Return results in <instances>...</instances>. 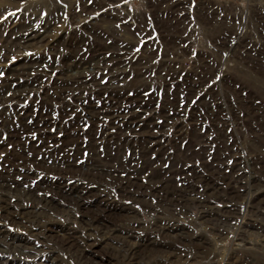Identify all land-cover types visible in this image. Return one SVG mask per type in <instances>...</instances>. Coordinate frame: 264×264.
Returning <instances> with one entry per match:
<instances>
[{
    "label": "rangeland",
    "instance_id": "rangeland-1",
    "mask_svg": "<svg viewBox=\"0 0 264 264\" xmlns=\"http://www.w3.org/2000/svg\"><path fill=\"white\" fill-rule=\"evenodd\" d=\"M233 262L264 264V0H0V264Z\"/></svg>",
    "mask_w": 264,
    "mask_h": 264
},
{
    "label": "bare ground",
    "instance_id": "bare-ground-1",
    "mask_svg": "<svg viewBox=\"0 0 264 264\" xmlns=\"http://www.w3.org/2000/svg\"><path fill=\"white\" fill-rule=\"evenodd\" d=\"M38 3V2H37ZM50 3H52V2H50ZM35 17V16H34ZM37 18V17H36ZM31 19V18H30ZM39 20V19H38ZM34 21V20H33ZM27 23V22H26ZM38 24H39V22H38ZM78 24V23H77ZM82 24V23H81ZM86 25V24H85ZM48 27V26H47ZM35 28V27H34ZM40 28V27H39ZM38 28V29H39ZM44 28V27H43ZM39 30H43V29H39ZM47 31V30H46ZM32 32H34L33 31V29H30V28H26V29H23L22 31H21V33L17 36V38L16 39H18L19 41H21V42H27V41H29V40H31V39H33V38H36V36H34V33H32ZM39 32V31H38ZM46 35H48V34H46ZM73 41V40H72ZM110 41V40H109ZM115 41V40H114ZM74 42V41H73ZM89 42V41H88ZM11 43V42H10ZM67 44V43H66ZM89 44V43H88ZM96 51V50H95ZM82 52V51H81ZM85 52V51H84ZM128 60V59H127ZM81 62V61H80ZM84 62V61H83ZM82 63V62H81ZM80 64V63H79ZM27 66V65H26ZM30 66V65H29ZM31 66H33L32 68L33 69H36L37 70V68H41V67H44L45 66V63L44 62H41L40 64H37V65H35V63L33 64V65H31ZM78 67V66H77ZM148 67V66H147ZM80 68V67H79ZM83 68V67H82ZM38 71V70H37ZM36 71V72H37ZM84 71V70H83ZM89 71V70H88ZM28 72V71H27ZM109 73V72H108ZM145 73V72H144ZM82 77V76H81ZM28 78V77H27ZM87 78V77H86ZM24 79V78H23ZM94 79V78H93ZM71 80H72V78H71ZM86 80V79H85ZM95 80H97V79H95ZM78 81V80H77ZM104 81V80H103ZM174 85V84H173ZM92 86V85H91ZM58 88V87H57ZM72 93V92H71ZM92 93V92H91ZM52 94V93H51ZM81 94V93H80ZM84 95V94H83ZM90 95V94H89ZM99 95H101V94H99ZM120 95V94H119ZM145 95V94H144ZM16 96V95H15ZM116 96V95H115ZM129 96V95H128ZM87 97V96H86ZM86 99H88V98H86ZM90 99V98H89ZM122 99V98H121ZM132 99V98H131ZM147 99V98H146ZM57 100V99H56ZM55 100V101H56ZM78 100V99H77ZM81 100V99H80ZM84 100V99H83ZM126 100V99H125ZM39 101V100H38ZM37 101V102H38ZM95 101H97V100H95ZM57 102V101H56ZM72 102V101H71ZM94 102V101H93ZM104 102V101H103ZM115 102V101H114ZM113 102V103H114ZM148 102V101H147ZM82 103V102H81ZM6 104V103H5ZM78 104V103H77ZM88 104V103H87ZM122 104H124V103H122ZM126 104V103H125ZM80 105V104H79ZM92 105V104H91ZM96 105V104H95ZM148 105V104H147ZM60 106V105H59ZM83 106V105H82ZM128 106V105H127ZM101 107V106H100ZM76 108V107H75ZM77 108H79V107H77ZM67 109V108H66ZM89 110V109H88ZM120 110V109H119ZM119 110H117V111H119ZM123 110V109H122ZM144 110V109H143ZM82 112V111H81ZM80 112V113H81ZM125 112V111H124ZM137 112V110L135 111V113ZM139 112V111H138ZM153 112V111H152ZM133 113V112H132ZM155 113V112H154ZM158 113V112H157ZM87 114V113H86ZM107 114V113H106ZM150 115H151V113H149ZM61 115H62V113H61ZM94 115V114H93ZM99 115V114H98ZM115 115V114H114ZM118 115V114H117ZM147 115V114H146ZM119 116V115H118ZM130 116V115H129ZM132 116V115H131ZM161 116V115H160ZM88 117V116H87ZM65 118V117H64ZM109 118V117H108ZM107 118V119H108ZM122 118H124V117H122ZM121 118V119H122ZM49 119V118H48ZM106 119V118H105ZM119 119V118H118ZM87 120V119H86ZM96 120V119H95ZM115 120H117V118L115 119ZM52 121V120H51ZM82 121V120H81ZM84 121V120H83ZM80 122V121H79ZM104 122H105V120H104ZM113 122V121H112ZM115 122V121H114ZM126 122V121H125ZM135 122H136V120H135ZM71 123V122H70ZM109 123H111L110 121H109ZM61 124H62V122H61ZM114 124V123H113ZM123 124V123H122ZM132 124V123H131ZM141 124V123H140ZM78 125V124H77ZM106 126V125H105ZM135 126V125H134ZM105 129V128H104ZM112 130V129H111ZM109 131V130H108ZM131 131V130H130ZM107 132V131H106ZM111 132V131H110ZM110 132H108V133H110ZM24 133V132H23ZM104 133H105V130H104ZM116 133V132H115ZM140 133V132H139ZM64 134V133H63ZM107 134V133H106ZM118 134V133H117ZM55 135V134H54ZM109 135H111V134H109ZM116 135V134H115ZM33 136V135H32ZM58 136V135H57ZM104 136V135H103ZM114 136V135H113ZM120 136V135H119ZM53 137V136H52ZM131 137V136H130ZM132 137H134L133 135H132ZM98 138V137H97ZM111 139V138H110ZM128 139V138H127ZM50 140V139H49ZM55 140V139H54ZM102 140H104V139H102ZM116 140V139H115ZM81 141V140H80ZM84 141V140H83ZM87 141V140H86ZM85 141V142H86ZM91 141V140H90ZM95 141V140H94ZM123 141V140H122ZM133 141V140H132ZM48 142V141H47ZM82 142V141H81ZM88 142V141H87ZM102 142V141H101ZM118 142V141H117ZM53 143H55V141L53 142ZM98 143V142H97ZM96 143V144H97ZM58 144V143H57ZM84 144V143H83ZM92 144V143H91ZM99 144V143H98ZM112 144V143H111ZM117 144V143H116ZM49 145V144H48ZM74 145V144H73ZM81 145V144H80ZM102 145V144H101ZM105 145V144H104ZM120 145V144H119ZM119 145H118V147H119ZM123 145V144H122ZM127 145V144H126ZM133 145V144H132ZM53 146V145H52ZM72 146V145H71ZM88 146V145H87ZM134 146V145H133ZM132 146V147H133ZM45 147V146H44ZM79 147V146H78ZM81 147V146H80ZM79 147V148H80ZM96 147V146H95ZM121 147V146H120ZM37 148V147H36ZM60 148V147H59ZM62 148V147H61ZM84 148V147H83ZM97 148H99V147H97ZM41 149V148H40ZM44 149V148H43ZM51 149V148H50ZM56 149V148H55ZM78 149V148H77ZM123 149V148H122ZM127 149V148H126ZM148 149V148H147ZM60 150V149H59ZM58 150V151H59ZM97 150V149H96ZM125 150V149H124ZM132 150V149H131ZM45 151V150H44ZM130 152V151H129ZM132 152V151H131ZM95 153V152H94ZM125 153V152H124ZM126 153H127V151H126ZM52 154V153H51ZM46 155V154H45ZM95 155V154H94ZM57 156V155H56ZM55 156V157H56ZM35 158V157H34ZM129 158V157H128ZM158 158V157H157ZM156 158V159H157ZM43 159H44V157H43ZM61 159V158H60ZM66 159V158H65ZM65 159H64V161H65ZM68 159V158H67ZM37 160V159H36ZM62 160V159H61ZM79 160V159H78ZM85 160V159H84ZM88 160V159H87ZM134 160V159H133ZM58 161V160H57ZM108 161V160H107ZM67 162V161H66ZM63 163V162H62ZM74 163V162H73ZM60 164V163H59ZM92 164V163H91ZM102 164V163H101ZM132 164V163H131ZM67 165H69V164H67ZM74 165V164H73ZM84 165V164H83ZM107 165V164H106ZM241 166V165H240ZM79 167V166H78ZM25 168V167H24ZM69 168V167H68ZM73 168V167H72ZM75 168V167H74ZM82 168V167H81ZM89 168V167H88ZM102 168H104V167H102ZM101 168V169H102ZM109 168V167H108ZM19 169V168H18ZM77 169V168H76ZM118 169V168H117ZM124 169V168H123ZM92 170V169H91ZM113 170H114V167H113ZM112 171V170H111ZM123 171H125V170H123ZM128 171V170H127ZM126 171V172H127ZM16 172V171H15ZM19 172H21V171H19ZM54 172V171H53ZM57 172V171H56ZM117 173V172H116ZM120 173V172H119ZM122 173V172H121ZM131 173V172H130ZM163 173H165V172H163ZM95 174V173H94ZM125 174V173H124ZM127 174V173H126ZM132 174V173H131ZM97 175V174H96ZM121 175H123V174H121ZM130 175V174H129ZM134 175V174H133ZM165 175H166V173H165ZM178 175V174H177ZM48 176H49V174H48ZM52 176V175H51ZM116 176V175H115ZM26 177V176H25ZM40 177V176H39ZM55 177V176H54ZM23 178V177H22ZM71 178V177H70ZM122 178V177H121ZM129 178V177H128ZM219 178V177H218ZM60 179V178H59ZM66 180V179H65ZM68 180V179H67ZM125 180V179H124ZM120 181V180H119ZM128 181V180H127ZM126 181V182H127ZM238 181V180H237ZM66 182V181H65ZM84 182V181H83ZM91 182H93V181H91ZM90 181H89V183H91ZM97 183V182H96ZM79 184V183H78ZM94 184V183H93ZM184 184V183H183ZM202 184V183H201ZM82 185V184H81ZM86 185V184H85ZM97 185H99V183L97 184ZM126 185V184H125ZM150 185V184H149ZM194 185V184H193ZM84 186V185H83ZM87 186V185H86ZM130 186V185H129ZM187 186V185H186ZM209 186V185H208ZM154 187V186H153ZM230 187V186H229ZM68 188V187H67ZM82 188V187H81ZM65 189V188H64ZM131 189V188H130ZM183 189V188H182ZM189 189V188H188ZM219 189V188H218ZM69 190V189H68ZM123 190V189H122ZM129 191V190H128ZM131 191V190H130ZM80 192V191H79ZM87 192V191H86ZM232 192V191H231ZM129 193V192H128ZM130 194V193H129ZM140 194V193H139ZM142 194V193H141ZM152 194V193H151ZM132 195V194H131ZM154 195V194H153ZM142 196V195H141ZM140 196V197H141ZM146 196V195H145ZM152 196V195H151ZM155 196V195H154ZM83 197H85V196H83ZM146 197H148V196H146ZM156 198V197H155ZM178 198V197H177ZM184 198V197H183ZM187 198V197H186ZM87 199V198H86ZM168 199V198H167ZM174 199H176V198H174ZM188 199V198H187ZM78 200V199H77ZM81 200H83L82 198H81ZM196 200V199H195ZM127 201V200H126ZM168 201V200H167ZM184 202V201H183ZM179 203V202H178ZM204 203V202H203ZM256 203V202H255ZM81 205V204H80ZM230 205V204H229ZM228 206V205H227ZM253 206V205H252ZM255 206V205H254ZM124 208H126V207H124ZM235 208V207H234ZM255 209V208H254ZM154 211V210H153ZM224 211V210H223ZM101 212V211H100ZM211 212H212V210H211ZM227 212V211H226ZM154 213V212H153ZM216 213V212H215ZM96 214V213H95ZM101 214V213H100ZM203 214V213H202ZM213 214V213H212ZM223 214V213H222ZM229 214V213H228ZM231 215V214H230ZM232 215H234V214H232ZM98 216V215H97ZM96 216V217H97ZM208 216V215H207ZM211 218V217H210ZM228 219V218H227ZM168 220V219H167ZM171 222V221H170ZM134 224V223H133ZM168 224H170V223H168ZM129 225V224H128ZM131 225V224H130ZM168 226V225H167ZM117 227V226H116ZM116 227H115V229H116ZM130 227V226H129ZM132 227V226H131ZM174 227V226H173ZM107 228V227H106ZM156 228V227H155ZM158 228V227H157ZM153 229V228H152ZM121 230V232H122V229H120ZM135 230V229H134ZM150 230V229H149ZM160 230V229H159ZM168 230V229H167ZM170 230V229H169ZM105 232V231H104ZM142 232V231H141ZM164 232V231H163ZM134 233H135V231H134ZM157 233V232H156ZM147 234V233H146ZM149 234V233H148ZM147 234V235H148ZM107 236V235H106ZM151 236V235H150ZM158 236V235H157ZM111 237V236H110ZM141 237V236H140ZM140 237H139V239H140ZM144 237V236H143ZM153 237V236H152ZM148 238H149V236H148ZM158 238V237H157ZM135 239V238H134ZM152 239V238H151ZM191 241V240H190ZM151 243V242H150ZM135 245V244H134ZM133 247V246H132ZM81 251V250H80ZM81 254V253H80ZM198 255V254H197ZM137 256V255H136ZM252 260V259H251ZM133 261V260H132ZM184 261V260H183ZM235 261V260H234ZM243 261V260H242ZM245 262V261H244ZM255 262V261H254ZM234 263V262H233ZM240 263H242V262H240ZM246 263V262H245ZM126 264V263H125ZM130 264V263H129ZM232 264V263H231ZM235 264V263H234ZM250 264V263H249Z\"/></svg>",
    "mask_w": 264,
    "mask_h": 264
}]
</instances>
